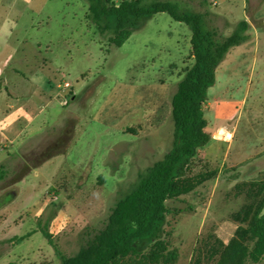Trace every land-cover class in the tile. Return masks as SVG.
Instances as JSON below:
<instances>
[{"label": "rangeland", "instance_id": "374dc122", "mask_svg": "<svg viewBox=\"0 0 264 264\" xmlns=\"http://www.w3.org/2000/svg\"><path fill=\"white\" fill-rule=\"evenodd\" d=\"M171 1L203 14L218 36L248 24L249 40L229 50L207 92L212 139L185 174L199 184L166 200L160 235L176 255L168 264H233L228 244L251 248L243 230L264 213V0ZM86 11V0H0V120L16 113L25 124L22 108L40 74L54 97L40 114L27 111L15 142L0 144V264H61L171 148L170 99L193 63L189 27L158 13L113 47Z\"/></svg>", "mask_w": 264, "mask_h": 264}, {"label": "trees", "instance_id": "16d2710c", "mask_svg": "<svg viewBox=\"0 0 264 264\" xmlns=\"http://www.w3.org/2000/svg\"><path fill=\"white\" fill-rule=\"evenodd\" d=\"M86 1L88 25L113 47H121L153 15L168 14L172 20L189 27L193 63L176 84L170 99L171 148L138 173L136 182L114 202L99 229L83 233L84 242L75 254L60 255L61 264H124L127 260L131 264H168L176 255L167 251L160 238L168 214L165 202L188 194L199 184L187 180L185 174L199 149L212 139L205 130L207 121L203 112L207 92L215 84L216 69L229 50L249 40L248 24L240 21L224 37L205 27L203 14L182 10L171 0ZM5 174L0 165V181ZM42 234L51 245L48 232ZM245 236L252 241L251 248L244 247L236 238L227 246L226 256L233 264H245L244 260L257 263L264 258V213L255 214L243 230L242 238Z\"/></svg>", "mask_w": 264, "mask_h": 264}, {"label": "crops", "instance_id": "0c3cea01", "mask_svg": "<svg viewBox=\"0 0 264 264\" xmlns=\"http://www.w3.org/2000/svg\"><path fill=\"white\" fill-rule=\"evenodd\" d=\"M5 30H6V36H5L6 39H10L11 36H12L11 28L10 27H6ZM223 61L221 63H223ZM221 63L219 64V66L221 65ZM219 66L217 67V69L219 68ZM217 69H216V72H215L216 78H217ZM0 76H1V72H0ZM35 76H37V75L35 74ZM39 76H40L39 77L40 78V85L42 83V86L38 87V89H36V87L33 85L35 93L30 96L29 101H25L24 102L25 103V107L22 108L23 112L26 111L24 113L25 114L24 119L26 120L25 124H22L21 120L16 118L17 117L16 113H10L6 117H4V119H2V121L0 120L1 121L0 125L2 123V125L0 126V135L2 136V137H0V144L1 143H6V142L11 144V143L15 142L21 136V133L23 131L22 127L24 125H26V127H27L29 122H30V120H31V119L29 120V115L30 114H28L30 112H27V111H33V110L35 111L36 110L37 113L40 114V112L44 108H47L52 103L54 97L52 96V88H51V86L49 84L47 85L48 79L46 80V76L45 75H44V78H43V76L41 74ZM43 80H44V87H43ZM14 91H15V89H14ZM41 97H44V99H42ZM33 98H34V101H33ZM33 103H35L36 105H39L40 103H42V105L41 106H33ZM30 104H31V107H30ZM13 105L14 104L11 103V102H9L7 104L8 108H11L12 111L13 110L17 111V109H18L17 105L15 104L14 108L12 107ZM15 106H16L17 109H15ZM62 106H65V104H63ZM31 113H32L31 115H34L33 112H31ZM220 128H224V127H220ZM230 135L231 136L233 135V131H232V134H230ZM231 140H232V138L230 139V141ZM45 159L46 158H44L42 160V162L45 161ZM0 165H2V164H0Z\"/></svg>", "mask_w": 264, "mask_h": 264}, {"label": "bare ground", "instance_id": "6f19581e", "mask_svg": "<svg viewBox=\"0 0 264 264\" xmlns=\"http://www.w3.org/2000/svg\"><path fill=\"white\" fill-rule=\"evenodd\" d=\"M219 134H225L223 130H220L219 131Z\"/></svg>", "mask_w": 264, "mask_h": 264}, {"label": "built area", "instance_id": "2783aa9c", "mask_svg": "<svg viewBox=\"0 0 264 264\" xmlns=\"http://www.w3.org/2000/svg\"><path fill=\"white\" fill-rule=\"evenodd\" d=\"M213 4H215V2H213Z\"/></svg>", "mask_w": 264, "mask_h": 264}]
</instances>
